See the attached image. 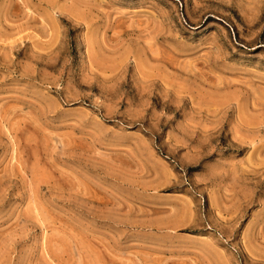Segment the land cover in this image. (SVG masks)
Masks as SVG:
<instances>
[{"label": "rangeland", "instance_id": "1", "mask_svg": "<svg viewBox=\"0 0 264 264\" xmlns=\"http://www.w3.org/2000/svg\"><path fill=\"white\" fill-rule=\"evenodd\" d=\"M0 264H264V0H0Z\"/></svg>", "mask_w": 264, "mask_h": 264}, {"label": "crops", "instance_id": "2", "mask_svg": "<svg viewBox=\"0 0 264 264\" xmlns=\"http://www.w3.org/2000/svg\"><path fill=\"white\" fill-rule=\"evenodd\" d=\"M162 208L168 209L171 208V215L176 216L177 218L173 217V219L169 220L165 218L161 224H153L151 227L157 229H164V230H185L188 228H198L202 224V220L199 217L196 211L189 207V205H178L177 207H171L167 205H162ZM198 236V235H197ZM193 237H196L194 235Z\"/></svg>", "mask_w": 264, "mask_h": 264}]
</instances>
